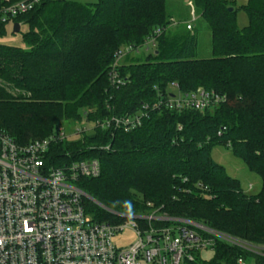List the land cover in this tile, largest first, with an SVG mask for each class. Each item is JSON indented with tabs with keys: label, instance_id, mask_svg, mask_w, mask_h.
Returning <instances> with one entry per match:
<instances>
[{
	"label": "trees",
	"instance_id": "16d2710c",
	"mask_svg": "<svg viewBox=\"0 0 264 264\" xmlns=\"http://www.w3.org/2000/svg\"><path fill=\"white\" fill-rule=\"evenodd\" d=\"M193 3L210 32L207 59L195 58L196 35L168 16L166 0H40L13 20L27 26L23 47L0 44V131L26 146L53 135L64 120H79L76 126L83 127L84 121L135 115L146 105L140 127L130 132L97 127L91 139L82 135L51 146L45 156L51 165L98 161L97 178L76 182L91 199L83 200L85 214L115 224L123 219L112 212L144 215L160 209L264 247V0L239 8L248 19L242 29L235 23V0ZM8 25L0 22V39ZM156 30L153 52L125 59L130 53L113 67L118 52L138 49ZM198 89L223 101L201 111L153 108L160 99ZM8 90L24 96L11 97ZM214 146L229 150L260 179L256 194L244 193L212 160ZM212 252L209 262L195 254L185 264H235L250 256L223 241Z\"/></svg>",
	"mask_w": 264,
	"mask_h": 264
},
{
	"label": "built area",
	"instance_id": "2783aa9c",
	"mask_svg": "<svg viewBox=\"0 0 264 264\" xmlns=\"http://www.w3.org/2000/svg\"><path fill=\"white\" fill-rule=\"evenodd\" d=\"M40 0H20L0 5V22L13 26L15 17L33 10ZM191 30V25H185ZM160 30L154 31L143 45L154 46ZM137 53L128 46L116 54L113 67L126 55ZM112 70L111 78L115 79ZM223 101L213 93L170 95L153 106L169 110H203ZM143 109L135 115L111 116L91 127L77 126L71 132L59 126L56 132L26 146H19L0 131V264H185L195 254L212 251L223 241L250 254L235 264H264V247H257L226 236L188 220L169 217L152 209L144 215H113L123 219L115 224L97 223L86 215L83 200H91L77 186L80 178H97L100 165L95 159L46 163L51 146L71 141L97 127L130 132L141 126ZM103 149H108L103 148ZM124 229L135 240L124 247L113 244L115 234Z\"/></svg>",
	"mask_w": 264,
	"mask_h": 264
},
{
	"label": "rangeland",
	"instance_id": "374dc122",
	"mask_svg": "<svg viewBox=\"0 0 264 264\" xmlns=\"http://www.w3.org/2000/svg\"><path fill=\"white\" fill-rule=\"evenodd\" d=\"M62 1H68V2H74L79 4H89V3H95L97 0H62ZM248 0H235V23L238 29H242L248 25V19L246 16V13L244 10L239 9L241 6L246 5ZM166 7H167V14L168 16L177 23H181L183 26L186 25L184 22H188V24L191 25V30L189 33H195L196 39H197V49L195 53V58L197 59H207L211 57V48H210V32L202 20V18L199 15V11L196 9L193 0H166ZM27 31L26 25H20V33L19 34H12V25L9 24L6 29V36L0 39V44L7 45V46H13V47H20L22 48V42H21V34L25 33ZM153 46L151 44L142 45L137 49V53H131L128 55L127 58H130L131 56H136L140 58L146 57L150 52H153ZM135 58V57H134ZM130 60V59H129ZM128 60V61H129ZM123 61V60H122ZM170 92L175 93V88L170 87ZM8 94L11 97H16L18 95H23L19 91H10L8 90ZM26 97H28L25 94ZM88 127H91V125L87 124V122L84 121ZM77 124H80V121L72 122V121H62L61 125L66 129V131L71 132L72 129L76 128ZM84 124V125H85ZM94 130L91 129L89 131H86L85 138L89 137L88 139H91L95 135ZM79 137L75 136L72 137L71 140H78ZM92 146V145H89ZM210 156L213 161H215L217 164L222 166L228 176L231 178L236 179L242 191L246 194H256L260 189V179L252 174L246 166L233 156V154L220 146H214L210 151ZM135 240V235L128 229H124L122 232L117 233L113 237V244L116 247H124L128 246ZM213 258V252L212 251H204L201 253V260L205 262H209ZM252 262H247V264H250Z\"/></svg>",
	"mask_w": 264,
	"mask_h": 264
},
{
	"label": "water",
	"instance_id": "95a60500",
	"mask_svg": "<svg viewBox=\"0 0 264 264\" xmlns=\"http://www.w3.org/2000/svg\"><path fill=\"white\" fill-rule=\"evenodd\" d=\"M233 9L229 8V12H231ZM20 30V25L18 23H14L12 26V33H18Z\"/></svg>",
	"mask_w": 264,
	"mask_h": 264
},
{
	"label": "crops",
	"instance_id": "0c3cea01",
	"mask_svg": "<svg viewBox=\"0 0 264 264\" xmlns=\"http://www.w3.org/2000/svg\"><path fill=\"white\" fill-rule=\"evenodd\" d=\"M89 4H90V3H89ZM184 23L188 24V22H184Z\"/></svg>",
	"mask_w": 264,
	"mask_h": 264
}]
</instances>
